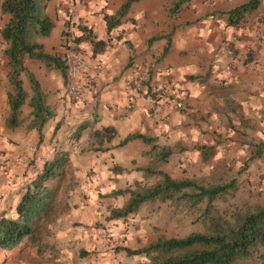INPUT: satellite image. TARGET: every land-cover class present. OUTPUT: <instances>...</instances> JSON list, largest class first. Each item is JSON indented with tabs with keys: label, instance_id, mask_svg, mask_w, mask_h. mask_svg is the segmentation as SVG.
<instances>
[{
	"label": "crops",
	"instance_id": "obj_1",
	"mask_svg": "<svg viewBox=\"0 0 264 264\" xmlns=\"http://www.w3.org/2000/svg\"><path fill=\"white\" fill-rule=\"evenodd\" d=\"M126 1L85 0L73 13V0L45 1L44 12L54 26L42 36L47 39H35L44 52L62 58V33L68 26L77 34L79 24L106 47L92 55L91 43L80 41L87 57L101 63V72L94 89L79 95L67 91L59 68L26 57L23 86L31 92V74L53 112L42 128L41 140L36 129H27L31 111L27 101L21 107L24 123L15 129L5 124L10 85L1 43L6 16L0 15V216H16L19 191L59 151H66L68 158L63 179L74 177L77 204L82 210L90 209V220L93 205L96 209L93 198L144 181L140 169L150 163V145L141 138L120 145L129 134L154 137L158 145L213 144L217 122L225 125L223 121L228 120L234 128L236 121L240 128L256 122L257 129H262L256 134L264 140V35L261 40L255 35L256 22L264 17V0L238 26L228 25L227 13L248 0H187L175 11L172 9L180 0H137L121 23L108 30L105 16L116 13ZM228 46L242 53L246 62L231 72L224 68ZM138 81L142 87L136 91L133 86ZM163 84H167L169 98L156 94ZM174 99L183 101L184 108L177 109ZM154 101L161 106L153 113ZM107 126L115 129L114 138L104 145L106 150H93L92 131ZM234 147L237 154L244 152ZM180 149L175 157H186L189 151ZM172 159L166 165L174 164ZM114 167L122 171H114ZM74 208L72 204L70 209ZM89 232L85 241L98 244L96 232ZM61 260L70 263L64 257Z\"/></svg>",
	"mask_w": 264,
	"mask_h": 264
},
{
	"label": "trees",
	"instance_id": "obj_2",
	"mask_svg": "<svg viewBox=\"0 0 264 264\" xmlns=\"http://www.w3.org/2000/svg\"><path fill=\"white\" fill-rule=\"evenodd\" d=\"M45 1L0 2V15L6 16L1 28V43L9 68L10 85L9 112L5 117V124L8 128L15 129L24 123L21 107L27 101L31 107L27 129H36L40 140L43 135L42 128L53 116V112L46 102L40 83L31 74V92L25 90L22 74L27 68L24 60L26 57L40 59L47 65L59 68L65 76L63 59L44 52L42 45L31 36H47L54 26L53 20L44 12ZM134 1L137 0H127L116 13L105 16L108 30L121 23ZM186 1L180 0L172 11L177 10L181 3ZM260 2L261 0H248L230 10L227 13L228 25L238 26L244 23ZM66 22L69 24L70 19ZM68 28L67 26L62 33L63 39ZM83 39L91 43L92 55L104 51L106 47L104 41L96 40L86 26L79 24L72 48L85 57L87 55L79 45ZM115 134V129L108 126L92 131L90 142L93 150H106L104 145L110 142ZM135 138H141L150 145L147 151L150 163L140 169L144 180H156L152 183L134 181V186L118 187L106 193L105 196L111 198L126 196L122 206L108 207L106 219L126 218L129 214L137 213L145 204L168 202L176 211L195 214L194 221L199 222L201 228L183 236L160 234L135 249L123 247L122 250L128 256L144 257V260L134 264H264V198L257 202L248 198L240 202L235 200L239 189L237 174L244 172L251 160L260 158L264 153V140L243 143L248 155L238 171L227 161H223L205 175L173 177L163 166L180 152L179 144L158 145L154 137L132 133L126 136L120 145ZM220 144V140L213 144L198 141L194 147L200 154V160L209 163ZM67 159V152L59 151L52 159L44 162L40 170L23 186L21 198L16 206V216H0V252L10 253L33 248L42 251L43 241L39 234L38 222L46 218L48 222L53 221L59 213H63L64 210L60 208L63 205L72 207L70 200L75 191L74 177L72 176L71 181L63 179ZM113 170L122 171V168L114 167Z\"/></svg>",
	"mask_w": 264,
	"mask_h": 264
},
{
	"label": "rangeland",
	"instance_id": "obj_3",
	"mask_svg": "<svg viewBox=\"0 0 264 264\" xmlns=\"http://www.w3.org/2000/svg\"><path fill=\"white\" fill-rule=\"evenodd\" d=\"M31 36L34 40L37 38V41L47 39L39 35L31 34ZM23 79L27 80L25 77ZM223 122L226 124L223 125L222 121H218L216 130H213L215 132L214 143L220 140L221 144L216 155L209 163L200 160V154L195 150L194 143L179 146V149L185 147L189 151L186 154L187 156L177 158L175 157L177 154L174 155L172 159L174 164L171 166L165 165L164 169L169 170L173 177H192L208 174L212 168L218 167L223 161H227L230 166L235 167L236 171L242 168L248 155L243 143L251 140L260 141L256 132L257 130L260 132L262 129H257L256 122H251V125H244L240 122L244 126L243 128H240L239 121L235 122L236 128L228 120ZM229 129H233L235 133H228L227 130ZM242 131H246V133H242ZM234 146L241 148L244 152L239 151L240 154H237L232 150V148H236ZM35 170L37 171V169ZM237 179L239 184L235 199L237 202L247 198L254 202L263 200L264 153L260 158L251 160L244 172L237 174ZM155 180L156 178H149L141 182L152 183ZM133 184L129 185L134 186ZM129 185H126V187ZM77 191L78 189L73 191V198L70 200L71 204H74V209L63 205L60 207L64 210L63 213H59L53 221L48 222L46 218L38 222L39 234L43 241L42 251L37 248L10 253L1 251L0 264H64V262L61 263L62 257L69 259V264H95L98 260H105V264H134L137 261L144 260V257L141 255L128 256L122 250L123 247L135 249L154 240L160 234L183 236L201 228L200 223L194 221L195 214L181 210L176 211L168 202L154 205L145 204L137 213L129 214L126 218L108 220L106 219L108 207L113 205L114 207L122 206L126 201V196H115L113 199L106 197V193L93 198L96 209L93 205L94 208L91 209L93 211L91 213L92 218L89 220L88 213L90 209L85 208L82 210L79 208L76 197ZM19 192H23V190L21 189ZM106 201L109 203L106 204ZM89 230L95 231L99 236H97V238H100L98 244H88L85 241V238L90 234ZM89 237L92 238L93 236Z\"/></svg>",
	"mask_w": 264,
	"mask_h": 264
},
{
	"label": "built area",
	"instance_id": "obj_4",
	"mask_svg": "<svg viewBox=\"0 0 264 264\" xmlns=\"http://www.w3.org/2000/svg\"><path fill=\"white\" fill-rule=\"evenodd\" d=\"M85 0H73L70 7V12L73 13L74 10L80 6ZM255 35L258 40L264 35V17H260L256 22ZM76 33L73 29L68 28L67 34L63 39V45L65 51L63 53L62 59L65 66V78H66V89L69 93L79 95L84 90L94 89L98 77L101 72V63L99 61L94 62L91 59L85 57L81 52L73 49L72 46L75 44ZM226 63L225 71L231 72L233 68L237 65H244L245 57L242 53L237 52L235 49L228 46L225 49ZM142 87L141 81L134 84L133 88L139 91ZM157 95H164L169 98L170 93L168 92L167 84H163L159 87ZM174 105L177 109L184 108V103L181 100L174 99ZM161 106L158 101H154V105L150 107L152 111L155 112Z\"/></svg>",
	"mask_w": 264,
	"mask_h": 264
}]
</instances>
